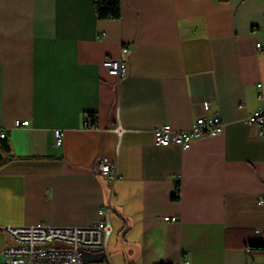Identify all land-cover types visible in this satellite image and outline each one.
<instances>
[{
  "label": "crops",
  "instance_id": "0c3cea01",
  "mask_svg": "<svg viewBox=\"0 0 264 264\" xmlns=\"http://www.w3.org/2000/svg\"><path fill=\"white\" fill-rule=\"evenodd\" d=\"M121 2V19L100 20L95 0H0V224L85 228L110 203L109 264H264V136L247 122L264 0ZM123 45L119 81L103 62ZM213 115L221 135L155 144L157 128Z\"/></svg>",
  "mask_w": 264,
  "mask_h": 264
},
{
  "label": "built area",
  "instance_id": "2783aa9c",
  "mask_svg": "<svg viewBox=\"0 0 264 264\" xmlns=\"http://www.w3.org/2000/svg\"><path fill=\"white\" fill-rule=\"evenodd\" d=\"M261 49V45H257ZM129 47L123 45L121 55L117 58H107L103 62L104 68L110 76L119 81L127 75V62L124 55ZM258 98L262 105L252 112L247 122L260 129L264 136V84H257ZM98 114H92L88 120L90 127H96ZM16 127H27L29 121H16ZM225 124L218 115L198 118L191 130L184 132L175 131L171 125H165L154 131L155 144L161 147L176 145L183 151L191 148L195 139L216 137L223 133ZM115 132L120 133L117 126ZM55 145H62V132L56 130ZM6 137L1 134V139ZM99 175L108 181L113 190L115 182L119 179L117 164L108 158H102L97 165ZM180 194L176 189L174 196ZM264 204V200H260ZM111 206L104 207L100 211L101 219L85 228H59L49 224H38L30 227H2L0 226V255L1 264H85V254L102 255L88 264H109V240L112 234L110 222ZM165 221L176 223V217L165 218ZM258 233H261L258 231Z\"/></svg>",
  "mask_w": 264,
  "mask_h": 264
},
{
  "label": "trees",
  "instance_id": "16d2710c",
  "mask_svg": "<svg viewBox=\"0 0 264 264\" xmlns=\"http://www.w3.org/2000/svg\"><path fill=\"white\" fill-rule=\"evenodd\" d=\"M95 10L100 20H119L122 17V2L121 0H95ZM0 149V164H5L12 158L7 156L11 151L9 143L3 140Z\"/></svg>",
  "mask_w": 264,
  "mask_h": 264
},
{
  "label": "water",
  "instance_id": "95a60500",
  "mask_svg": "<svg viewBox=\"0 0 264 264\" xmlns=\"http://www.w3.org/2000/svg\"><path fill=\"white\" fill-rule=\"evenodd\" d=\"M102 258V255H88V254H85V261L84 263L85 264H88L96 259H101Z\"/></svg>",
  "mask_w": 264,
  "mask_h": 264
},
{
  "label": "rangeland",
  "instance_id": "374dc122",
  "mask_svg": "<svg viewBox=\"0 0 264 264\" xmlns=\"http://www.w3.org/2000/svg\"><path fill=\"white\" fill-rule=\"evenodd\" d=\"M0 226H2V227H8V226H10V225L0 224ZM0 251H1V249H0ZM1 262H2V256L0 255V264H1Z\"/></svg>",
  "mask_w": 264,
  "mask_h": 264
}]
</instances>
